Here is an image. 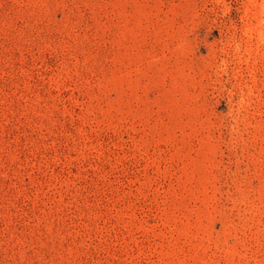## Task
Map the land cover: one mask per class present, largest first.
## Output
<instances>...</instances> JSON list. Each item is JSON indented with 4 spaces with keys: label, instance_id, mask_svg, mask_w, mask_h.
<instances>
[{
    "label": "rangeland",
    "instance_id": "374dc122",
    "mask_svg": "<svg viewBox=\"0 0 264 264\" xmlns=\"http://www.w3.org/2000/svg\"><path fill=\"white\" fill-rule=\"evenodd\" d=\"M0 264H264V0H0Z\"/></svg>",
    "mask_w": 264,
    "mask_h": 264
}]
</instances>
